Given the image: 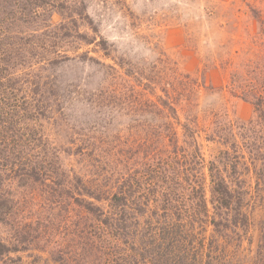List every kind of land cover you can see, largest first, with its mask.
Wrapping results in <instances>:
<instances>
[{
    "label": "rangeland",
    "instance_id": "rangeland-1",
    "mask_svg": "<svg viewBox=\"0 0 264 264\" xmlns=\"http://www.w3.org/2000/svg\"><path fill=\"white\" fill-rule=\"evenodd\" d=\"M62 4V17L82 19L70 22L55 10L32 25L46 68L37 89L44 119L31 143L55 155L50 170L59 176L89 177L102 196L123 187L125 222L107 229L116 264L133 262L123 254L131 239L116 234L121 225L137 226L139 214L144 245L160 231L154 243L169 260L156 264H171L177 247L192 252L175 264H201L207 253L211 264H264V168L254 174L250 166L264 149V0ZM211 175L242 198L245 225L213 226ZM76 183L58 184L50 195L35 180L12 193L11 205L20 201L12 218L18 243L10 240L17 252L0 264H95L108 253L103 246L93 247V256L80 251L89 246L92 219L79 216ZM9 237L0 227V240Z\"/></svg>",
    "mask_w": 264,
    "mask_h": 264
},
{
    "label": "trees",
    "instance_id": "trees-1",
    "mask_svg": "<svg viewBox=\"0 0 264 264\" xmlns=\"http://www.w3.org/2000/svg\"><path fill=\"white\" fill-rule=\"evenodd\" d=\"M59 1L0 0V227L5 228L7 234L11 236L7 239L9 242L0 240V262H3L5 255L8 253L17 252L15 245L18 243L17 235L20 233V229L13 226L15 223L12 218L17 213L16 207H18L20 201L18 199L17 204L14 203L16 207L11 205L12 198L10 196L12 193L16 192L15 190L18 188L30 185L31 181L40 180L44 192H53L50 195H54L60 183L59 179H62V183L59 184V188H62L65 183L68 184L73 178L77 181L78 193L76 198L82 203V211L79 216L82 219H88L89 217L90 220L92 219V223L90 222L92 231L86 235L89 246L83 247L80 251H88L89 248L90 256H93V247L101 249L103 246L108 250V253L100 257L95 264H116L117 257H113V249H111L115 246V243L109 234L111 231H107V229H111L110 223L113 220L119 223L125 222L122 214L125 212L124 206L127 197L123 187L119 186L116 189L117 191H110L108 195L102 196L100 193L101 187L98 186V189L93 187L89 177L77 174L73 175L72 178L71 175L59 176L55 169H53L55 172L50 170L53 166L52 159L56 158L55 155H49L48 150H45L44 147L40 145L35 147L37 144L35 142L31 143L34 139L33 136L39 134L41 120L44 119L43 110L45 114V109L41 110L38 104L37 89H40L41 84H43L42 76L46 68L43 65L39 66L41 63L39 60L41 59L38 57V53L42 41L41 36L38 34L39 29L34 28L32 25L35 20H40L44 15H49L55 10L58 14H62L66 9L62 4L65 0ZM61 14L59 15L62 19L70 22L74 20L77 23L76 19H82L80 16L76 18L74 12L68 15V19L62 17ZM30 19L33 20L31 23ZM60 27H63V25ZM66 29L70 30L69 23L66 24ZM41 116L43 117L41 118ZM262 116H264V112H262ZM247 144L244 142L245 150ZM31 146L34 148H30ZM38 151L42 157L36 159L32 155L37 152V155L40 156ZM247 153L250 156V152L247 151ZM257 153L255 158L252 155L250 158V166L255 171L254 174L258 173L260 166L264 168V149L258 148ZM36 160L40 161L39 167L34 166ZM259 160L262 162L259 163ZM263 171L264 169L259 170L258 174L261 175ZM211 179L209 203L213 207V215L216 216V218L210 219L213 226L218 227L223 223L239 225L240 222L245 225L243 218L238 213L242 198L233 193L226 179H218L212 175ZM197 197L198 202L206 207L203 190L200 189V195ZM198 202L196 204L199 206ZM193 212L194 215L198 213ZM231 213L234 216L233 221L230 219ZM137 216L140 218L142 214L135 217L137 226L130 229L129 226L121 225L117 231L119 234H116L120 238L125 236L127 239H131L129 248L124 249L125 253L123 254H126L124 259L133 261L131 264L138 263L135 262L137 261L136 257L139 258L142 264H156L159 260H169L165 250L160 254L157 249V246L161 247V242L154 243V238L160 234V231L153 233V235L151 233L149 243L143 244ZM207 216L209 217L206 209L204 215L202 214L200 218H197L198 223L201 224V218L203 220V217L206 219ZM189 225L191 226V223ZM193 227L194 225L191 226L192 229ZM174 230L176 233L172 234L171 242H175L179 233V228ZM190 233L192 234V232ZM92 234H96L97 237L95 238ZM10 240L16 243H10ZM8 245L11 246L8 247ZM188 246L190 247V243ZM191 252V247L190 249L177 247V251L171 257V264L187 258L191 255ZM96 253L94 252L95 255ZM196 254H201V252L197 251L192 256L195 257ZM208 256L207 253L204 256L205 258L201 257L202 262L200 263L211 264ZM193 259L195 260V258ZM259 260H263L262 256ZM90 263L87 260L82 264Z\"/></svg>",
    "mask_w": 264,
    "mask_h": 264
}]
</instances>
